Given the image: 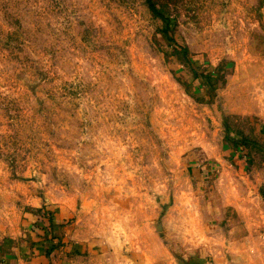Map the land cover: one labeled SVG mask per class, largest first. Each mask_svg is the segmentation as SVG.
Returning a JSON list of instances; mask_svg holds the SVG:
<instances>
[{
    "label": "rangeland",
    "instance_id": "1",
    "mask_svg": "<svg viewBox=\"0 0 264 264\" xmlns=\"http://www.w3.org/2000/svg\"><path fill=\"white\" fill-rule=\"evenodd\" d=\"M153 1L0 0V244L264 264V0Z\"/></svg>",
    "mask_w": 264,
    "mask_h": 264
},
{
    "label": "crops",
    "instance_id": "2",
    "mask_svg": "<svg viewBox=\"0 0 264 264\" xmlns=\"http://www.w3.org/2000/svg\"><path fill=\"white\" fill-rule=\"evenodd\" d=\"M47 205L43 206L49 208ZM43 216L32 215L15 235L16 241L0 244V264H232L202 254L182 263L153 257L144 260L141 253L128 254L106 239H77L71 228L61 225L64 216L60 211L53 212L52 223Z\"/></svg>",
    "mask_w": 264,
    "mask_h": 264
},
{
    "label": "trees",
    "instance_id": "3",
    "mask_svg": "<svg viewBox=\"0 0 264 264\" xmlns=\"http://www.w3.org/2000/svg\"><path fill=\"white\" fill-rule=\"evenodd\" d=\"M148 1V4H149V6H150V8H151V10L156 14V15H158L160 18H162L163 20H165L166 22H167V29H166V31H167V33L169 34V29H170V24H169V18L164 14V13H162L160 10H159V8L157 7V5L154 3V1L153 0H147ZM48 218V220L50 221V222H53L52 221V216L50 215V217H47Z\"/></svg>",
    "mask_w": 264,
    "mask_h": 264
}]
</instances>
